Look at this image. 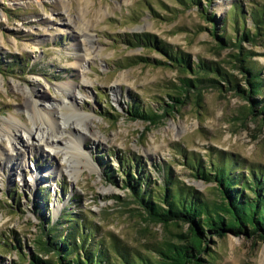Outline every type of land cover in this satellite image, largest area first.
<instances>
[{"label": "rangeland", "instance_id": "1", "mask_svg": "<svg viewBox=\"0 0 264 264\" xmlns=\"http://www.w3.org/2000/svg\"><path fill=\"white\" fill-rule=\"evenodd\" d=\"M235 3L248 12L264 0H199L187 8L177 0H0V124L11 114L26 119L16 113L22 104L16 85L35 86L53 97L54 84L82 82L83 69L89 84L75 91L82 97L76 107L92 116L84 122L87 131L65 128L53 150L41 142L36 146L38 141L21 130L14 140L21 151L18 157L2 137L0 147L6 153L0 161V264H28L40 225L49 219L67 229V212L91 223L96 241L116 239L141 250L175 241L174 226L142 216L123 187L121 170L132 168L134 173L133 167H139L137 175L146 176L148 187L156 189L169 168L178 181L213 198L216 184L194 177L182 153L208 164L222 152L244 166L264 169V113L242 116L240 111L250 103L228 88L203 89L200 108L186 104L164 113L161 108L170 103L179 71L153 61L131 64L137 57L165 58L156 49L124 41L126 34L149 33L188 53L193 61L228 60V53L236 50H218L212 30L234 35L228 17ZM210 14L213 22L207 19ZM67 19V24L61 23ZM76 26L87 28L89 37L85 39ZM245 27H252L249 18ZM242 46L251 53L249 65L264 77V38L253 44L243 41ZM86 53L89 59L79 68L76 57ZM223 65L236 84L247 87L238 69ZM135 105L161 114L158 123L131 117L127 111ZM68 140L71 152L66 158L63 146ZM77 168L81 171L74 174ZM108 169L113 177L107 178ZM206 247L208 255H198L200 264H264V239L258 237L227 232L209 238Z\"/></svg>", "mask_w": 264, "mask_h": 264}, {"label": "trees", "instance_id": "2", "mask_svg": "<svg viewBox=\"0 0 264 264\" xmlns=\"http://www.w3.org/2000/svg\"><path fill=\"white\" fill-rule=\"evenodd\" d=\"M177 1L183 8L199 4V0ZM246 18L252 22L249 29L245 27ZM207 19L213 22L215 16L210 14ZM228 19L234 28L232 37L212 30L218 41V50H236L228 53V60L221 62L202 57L193 61L188 53L163 43L153 34L125 35L124 41L130 46L141 44L156 49L165 58L137 57L131 64L153 61L156 65H169L179 71V83L169 94L170 103L161 108L164 113L186 104L202 107L203 89L209 88L233 89L248 100L250 104L240 111L244 117L264 113V77L261 71L249 65L251 53L244 52L242 46L243 41L253 44L264 38V3L252 6L248 12L235 3ZM225 62L243 74L247 87L235 83L233 74L223 65ZM127 112L149 124L158 123L161 117L156 111L139 105L132 106ZM182 154L194 177L216 184V197L206 198L192 186L178 181L169 168L163 183L156 189L148 187L146 176L137 175L141 171L139 167H133L138 173H133L132 168L121 170L123 187L143 211L142 216L164 226H174L177 229L173 235L175 241L163 240L144 250L130 248L116 239L107 243L102 238L96 241V228L67 212L64 220L71 222L67 229L49 219L40 225V235L34 238L36 251L29 257L28 264H200L203 260L198 255H208L206 241L212 236L224 237L227 232H232L264 239V169L244 166L234 155L222 152L211 158L208 164ZM110 175L113 177L114 171L108 169L107 178ZM184 225L187 226L185 232L181 231Z\"/></svg>", "mask_w": 264, "mask_h": 264}, {"label": "bare ground", "instance_id": "3", "mask_svg": "<svg viewBox=\"0 0 264 264\" xmlns=\"http://www.w3.org/2000/svg\"><path fill=\"white\" fill-rule=\"evenodd\" d=\"M68 22V19L67 21H61L63 24H67ZM76 28L81 33H84L82 35L85 39L89 37L85 31L87 28H81L80 26H76ZM78 44H82V41L78 42ZM84 49L86 50V48ZM87 55L89 54H78L76 57V66L83 69V65L89 59ZM73 56H76L75 53ZM85 74L83 69L81 72L83 76L82 82L67 80V82L65 81L61 84H54L56 96L53 97L43 92L42 89L38 90L35 86L30 88L26 86H15L17 93H19L22 98V104L18 107L16 113L22 112L26 119L22 121L20 118L21 116L11 114L4 119V124H0V141L3 140L2 137H7L10 143L9 146L11 147L8 148H10L11 151L13 150V155H17L18 157L21 155V151L18 150L19 148L14 145V140L17 139V135L21 130L29 134L32 139L35 138V140L38 141L36 146L41 142L45 146L51 145V150L58 147V140L60 139L58 135L65 133L66 129H71V131H87L88 124L84 122H86L87 119L90 120L92 116L90 113L78 111L79 108L76 107L77 99H82V97H77V92H75L77 90L80 91L81 88L89 82ZM34 83L39 86L41 85L38 80H35ZM76 115H78V117H76ZM74 134L75 133H73V135ZM68 143H70V140L67 141V145L63 146V149L66 148V150L64 149L66 158L70 157L69 154L71 152ZM75 150L79 151V146L75 147ZM5 153L4 149L0 147V161H2ZM82 154L87 156L84 152H82ZM76 159L74 164H76ZM86 163L89 165L88 161ZM80 171L81 168H77L74 174H79Z\"/></svg>", "mask_w": 264, "mask_h": 264}]
</instances>
